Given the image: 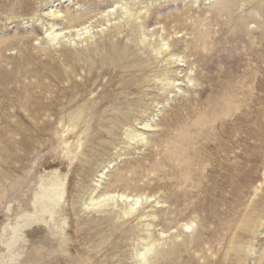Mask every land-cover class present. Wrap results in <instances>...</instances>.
<instances>
[{
	"label": "rangeland",
	"instance_id": "374dc122",
	"mask_svg": "<svg viewBox=\"0 0 264 264\" xmlns=\"http://www.w3.org/2000/svg\"><path fill=\"white\" fill-rule=\"evenodd\" d=\"M55 168L62 264H140L148 235L146 264H264V0H0V229ZM111 193L149 199L124 216Z\"/></svg>",
	"mask_w": 264,
	"mask_h": 264
},
{
	"label": "bare ground",
	"instance_id": "6f19581e",
	"mask_svg": "<svg viewBox=\"0 0 264 264\" xmlns=\"http://www.w3.org/2000/svg\"><path fill=\"white\" fill-rule=\"evenodd\" d=\"M222 1L230 2L231 0ZM46 14L51 17H54L58 14V12L53 9H49ZM38 20L39 19H37V21ZM89 28L90 27L88 25H84L77 28L75 32L77 35H80L82 32L84 33L86 31H89ZM58 31L60 30H56L55 26H50V28H46V30L44 31V37L55 41L61 36V33ZM167 45L163 44L161 48H154L155 54H163V52H165L163 48L167 47ZM168 57L169 58L165 60V63L167 62L166 64L178 62L177 60V62H173L175 61V59H173L174 55L173 57ZM165 81H167L166 84H168L169 82L173 83V81L169 79H166ZM162 82L161 84L163 85L164 82ZM170 83L169 86H171ZM136 126H139L140 128H129L127 130L128 132L126 134V139L130 142H146V135L141 130L150 129L152 125L149 122H138ZM62 154L65 158H69V156H75V154L68 148H65ZM120 158V155H118V159ZM113 164L114 161H111L107 164V166L103 167V169L99 171L97 179L94 183L95 187L87 198V206H100L98 205L99 201L95 203L96 200L93 195L95 192H98L97 189L101 186L102 178L105 177V174L108 169L113 167ZM55 169L43 175L40 174L39 176H37V178L34 179L31 187L26 188L25 192L22 191V199L25 201L20 202L16 200V197L15 202H17L18 205H16V210H13L10 205L6 208L5 215L7 221L1 226L0 229V264H62L59 260V257L62 256L64 253H67V244L65 242V229L67 227V218L65 216L64 211L66 195V175ZM148 199V197L140 195L135 196L125 193H111L104 194L101 199V202L103 203L105 201L110 200H119L122 203V205L118 203L121 205L120 212L124 216H131L135 214V210L138 208L139 202L142 200L148 201ZM118 204L116 205L120 206ZM54 205L55 207H53ZM41 206H44L46 208H53L49 211L45 218L38 219L37 223H33L32 218L35 216V214L38 212V208ZM148 217L154 216L142 214L139 216L138 219L143 220ZM246 221L247 220H245V222ZM251 221L249 220V223ZM192 225L193 224L186 227H191ZM145 226L149 228L151 225L145 224ZM16 237H22L24 240L19 244L13 245V240ZM144 238L145 239L142 240L145 241V244L138 251L137 255V257H140L143 261L140 264L149 263V254H153L154 257L163 255L161 252L159 253L154 249V244L157 243V240L153 241L151 236L149 235ZM236 248L240 250L242 249L241 246H237ZM250 253H253V251H250Z\"/></svg>",
	"mask_w": 264,
	"mask_h": 264
}]
</instances>
